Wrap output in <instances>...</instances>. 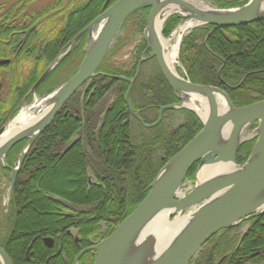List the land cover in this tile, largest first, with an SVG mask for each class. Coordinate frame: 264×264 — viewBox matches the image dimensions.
<instances>
[{
  "label": "trees",
  "instance_id": "1",
  "mask_svg": "<svg viewBox=\"0 0 264 264\" xmlns=\"http://www.w3.org/2000/svg\"><path fill=\"white\" fill-rule=\"evenodd\" d=\"M36 1L20 0L6 7L0 0V44L21 40L17 34L23 31V22L28 18L36 27L23 40L26 52L17 59L33 62L34 71L25 83L28 91L73 39L104 12L106 0H92L89 7V0H56L38 13H26ZM117 1L111 0L108 7ZM203 1H212L219 9L238 8L245 3ZM149 12V8L136 12L122 32L127 28L131 29L130 35L142 36ZM133 20L135 23L130 25ZM181 22V17H171L165 24L164 36L170 37ZM130 35L118 39L98 75L67 102L29 151L17 176L9 210L6 216L4 209L0 212V244L13 264H73L78 254L92 245L91 240L98 243L110 237L133 214L149 195L158 172L201 132L199 119L186 110L167 111L165 122L150 130L133 118L125 102L130 85L119 78L135 77L146 44L139 40L136 49L123 55L131 42ZM85 46L84 37L54 72L71 63L73 66L66 65L59 75L68 69H75V74L84 59ZM3 49L4 45L0 46V57H6ZM152 61L142 65L131 92L132 106L144 119L150 110L179 103ZM180 63L183 71H179L192 84L222 89L235 108L264 101V19L240 27L195 29L183 39ZM52 76L54 73L48 80ZM12 81L15 89L16 74ZM19 92L23 93L21 89ZM19 105L0 101V129L17 114ZM174 115L178 124L171 126ZM73 142L76 144L66 151ZM26 143L11 151L7 158L10 167L18 161ZM254 145L255 142L246 143L240 148L238 165L248 160ZM66 164L68 169L62 172L75 175L72 180L79 182L68 183L71 190L62 191L48 180ZM197 168L195 164L190 170L188 181H194ZM7 174L4 170L3 175ZM92 179L94 187L89 185ZM77 189L81 190L78 194L74 192ZM62 201L71 207H64ZM66 210L71 212L68 216ZM3 220H7L6 227ZM237 229L213 238L218 245L195 257L191 264H216L215 259L228 252L232 254L225 264L263 263L264 216L250 222L249 231L235 249L236 241L230 233ZM45 238L54 240L53 249L45 246ZM60 246L62 251L57 255ZM90 253L81 259L82 264L94 260Z\"/></svg>",
  "mask_w": 264,
  "mask_h": 264
},
{
  "label": "water",
  "instance_id": "2",
  "mask_svg": "<svg viewBox=\"0 0 264 264\" xmlns=\"http://www.w3.org/2000/svg\"><path fill=\"white\" fill-rule=\"evenodd\" d=\"M148 8L151 10L143 32L146 52L150 51L149 57L156 60L164 79L180 100V104L162 108L160 120L165 111L187 110L199 119L203 129L158 172L149 187V195L133 214L121 223L110 237L91 249L96 255L94 264H190L203 246L219 232L238 227L252 217L264 215V101L235 108L225 91L212 86L194 85L182 78L175 69L171 70L167 63L164 44L166 40L163 35L165 22L173 16L184 19V24L194 25L179 38L175 65H180V47L187 34L210 25L233 28L263 20L264 0H249L244 6L233 9H212L191 0H119L105 10L72 41L69 50L59 56L37 81L32 90L34 102L22 108L1 128L0 138L10 125L20 118L23 110L28 108L32 110L31 116L36 117L35 121L0 145V165L11 173V195L23 163L37 139L53 123L67 102L97 76L125 22L134 13ZM158 20L161 22V37L156 36L154 29ZM177 32L175 31L169 39L178 35ZM85 35H88L85 59L77 73L52 94L38 100L37 92L41 85ZM143 57L134 79H119L130 85L126 104L131 115L144 128L150 129L160 121L155 125H147L130 103L133 85L141 65L146 60L145 54ZM6 64H9V61H0V66ZM223 99L226 106L221 108ZM51 100L55 101L54 106L43 116V107L47 104L49 106ZM36 102L40 108L35 107ZM193 103H201L200 106L207 108L205 119L192 107ZM255 124L257 128L252 138H249L246 130ZM254 140L256 144L248 160L243 165H238L237 155L240 148ZM25 141L27 144L17 163L10 168L6 163L8 155L16 145ZM75 144L76 142H73L66 151ZM198 163L194 188L184 194L182 189L188 174ZM206 168L217 171L208 174L201 182L199 174ZM161 216H166L169 222L179 217H187V221L179 230L169 229L168 232L173 233L172 237H166L164 249L155 254L156 251L151 248L157 240L151 236L150 228ZM143 239H147V246L145 242L138 248L137 242ZM160 240L163 241L162 238ZM44 243L48 248H53L55 244L53 240H46ZM85 252L86 250L77 256L74 264H79ZM148 256L151 259H148ZM0 264H13L1 245Z\"/></svg>",
  "mask_w": 264,
  "mask_h": 264
},
{
  "label": "bare ground",
  "instance_id": "3",
  "mask_svg": "<svg viewBox=\"0 0 264 264\" xmlns=\"http://www.w3.org/2000/svg\"><path fill=\"white\" fill-rule=\"evenodd\" d=\"M91 1L92 0H89V2L86 4V7H89L90 5H92V4H90L91 3ZM110 1L111 0H106L105 1V4H104V11L105 10H107L109 7H108V5H109V3H110ZM119 1V0H118ZM117 1V2H118ZM203 1V0H202ZM233 1H235V0H233ZM108 2V3H107ZM247 2H249V0H247ZM107 3V4H106ZM116 3V2H115ZM114 3V4H115ZM239 8V7H238ZM231 9H233V8H231ZM171 18V17H170ZM169 18V19H170ZM168 19V20H169ZM167 20V21H168ZM167 21L165 22V24L167 23ZM185 20L184 19H182V23L184 24L185 22H184ZM165 24H164V27H165ZM181 24V23H180ZM179 24V25H180ZM178 25V26H179ZM178 26L176 27V29L174 30V31H177V28H178ZM194 25L193 24H191V23H186V24H184V25H182L181 26V28H180V30L177 32L178 33V37H177V39H178V41L177 42H179V38L181 37V35L183 36L184 35V33H186L187 31H190L189 30V28H191V27H193ZM164 27H163V34H164ZM205 27H208V26H205ZM209 27H216V26H209ZM160 28H161V22L158 20L157 21V23L155 24V27H154V29H155V34H156V36H158V37H161V33H160ZM200 28H203V27H200ZM216 28H223V27H216ZM197 29H199V28H197ZM194 31V30H193ZM134 32V31H133ZM189 33V32H188ZM122 33H119V35H118V37H117V39H116V42H115V44L113 45V47H112V49L110 50V52H109V54H108V56L110 55V53H111V51L113 50V48L115 47V45L117 44V41H118V39L122 36L121 35ZM190 34V33H189ZM130 35V34H129ZM128 35V36H129ZM131 36H133V35H130V37ZM142 36H143V34H142ZM164 44L166 45V44H168V41H164ZM72 46V42L70 43V45L67 47V49L65 50V51H63L59 56H61L62 54H64L65 52H67L68 50H69V48ZM177 45L176 46H174V47H172V50L169 52V54L168 55H166V57H167V63H168V65H169V67L171 68V70H173V68H174V66H175V63H176V61H177ZM76 49V46H74L73 48H72V50L68 53V55L63 59V60H61L60 61V63L57 65V67L55 68V70L60 66V64L61 63H63V61H65L66 60V58L74 51ZM83 52H84V54H85V49L83 50ZM58 56V57H59ZM108 56L106 57V59L108 58ZM57 57V58H58ZM57 58L54 60V61H56L57 60ZM84 59H85V55H84ZM83 59V60H84ZM106 59L104 60V62L106 61ZM53 61V62H54ZM52 62V63H53ZM83 62V61H82ZM104 62H103V64H104ZM75 64V63H74ZM82 64V63H81ZM102 64V65H103ZM51 65V64H50ZM101 65V66H102ZM72 67L73 66V64H68L67 65V67ZM101 68V67H100ZM54 70V71H55ZM69 70V69H68ZM45 72V71H44ZM44 72L41 74V76L44 74ZM41 76L39 77V79L41 78ZM73 77V76H72ZM71 77V78H72ZM70 78V79H71ZM38 79V80H39ZM69 79V80H70ZM69 80H65V83L66 82H68ZM86 88H84L83 90H85ZM133 89V88H132ZM132 92V91H131ZM125 102H126V97H125ZM54 103H55V101L54 100H51L50 101V104H49V106H48V104L47 105H45V107H43L44 108V110L42 111V115L43 116H46L50 111H51V109H52V107L54 106ZM130 103H131V94H130ZM131 106H132V103H131ZM226 106V104H225V101H224V99L222 100V105H221V108H224ZM35 107L36 108H40V107H38V102H36L35 103ZM133 107V106H132ZM164 107H166V106H162V107H160L159 108V110L161 111V109L162 108H164ZM192 107L199 113V115L203 118V119H205L206 117H207V108L203 105V106H199L198 105V103H193V105H192ZM134 109V108H133ZM134 111H135V109H134ZM31 112H32V110L30 109V108H28V109H25V110H23V112H22V114H21V116H20V118L16 121V122H14V123H12L11 125H10V127L6 130V133L3 135V137H1L0 138V145H2L6 140H8L9 138H11L14 134H16L17 132H19L21 129H23L24 127H26L28 124H30L31 122H33V121H35L36 120V117H32L31 115ZM136 112V111H135ZM61 113V112H60ZM59 113V114H60ZM137 113V112H136ZM164 113H166V111L164 112ZM163 113V114H164ZM58 114V115H59ZM138 114V113H137ZM140 115V114H139ZM141 117V116H140ZM142 118V117H141ZM56 119V118H55ZM142 120L146 123V121L142 118ZM160 121V122H159ZM159 122V123H158ZM165 122V119H164V117L162 116L161 117V120H160V117H158V119L157 120H155V121H153V124L152 125H155V124H157L158 123V125H156V126H154L153 128H156V127H159L160 125H162L163 123ZM147 124V123H146ZM148 125V124H147ZM1 130V129H0ZM44 133V132H43ZM42 133V134H43ZM19 144H21V143H19ZM18 144V145H19ZM17 146V145H16ZM15 146V147H16ZM14 147V148H15ZM13 148V149H14ZM67 150V149H66ZM22 152V151H21ZM20 155V154H19ZM19 158V157H18ZM7 171V176H4L3 175V171ZM217 171V169H213V168H206L205 170L203 169V171H201L200 172V174H199V180L202 182V180H204V178L206 177V176H208V174H211V173H213V171ZM3 171H2V175H3V180L5 179L6 181H8V185H9V190H8V193H7V190L5 189V187L4 186H2L1 184H3L4 183V181L3 182H0V212H1V210L2 209H4V212H7L9 209H8V207L6 206L5 207V202H7V201H10L11 202V198H10V175H11V173H10V170L9 169H3ZM77 179V178H76ZM17 180V179H16ZM68 183H75V184H77L79 181L78 180H72V178H70L69 179V181H67ZM96 183L93 181V179L92 180H89V185L90 186H96L95 185ZM90 188V187H89ZM13 192H14V189H13ZM74 192H76L77 194L78 193H80L81 192V190L80 189H77V191H74ZM12 195H13V193H12ZM12 195H11V197H12ZM10 198V199H9ZM62 205L64 206V207H66V208H70L71 206H70V204H68V203H66L65 201H62ZM66 212V214H67V216L71 213L70 212V210L68 211V210H66L65 211ZM187 217H179L178 219H176L175 221H173V222H169L168 221V218L166 217V216H161V217H159V218H157V220L156 221H154V223H153V225H152V227L150 228V231H151V236H153L154 237V239H156L157 240V242L155 243V245L153 246V248H151V249H154L155 251H156V253L155 254H159L158 252H161L163 249H164V247H165V245H166V243L164 242V239H166V237H169V238H171L172 237V232H168L169 231V229H173V230H179L180 229V226H183L184 225V223L187 221V219H186ZM257 217H252V218H250V219H248L247 221H244V222H242L241 223V225L243 224V223H248L249 225H250V222H252L253 220H255ZM164 224V225H163ZM161 225H163L162 227H161ZM231 230H233V229H228V230H223V231H221V232H219L216 236H217V238H221L227 231H231ZM233 233L234 232H231L230 233V236H232L233 235ZM160 235H162V236H160ZM164 236V237H163ZM215 236V237H216ZM215 237H213V238H215ZM163 239V241H161L160 239ZM212 238V239H213ZM232 238V237H231ZM46 240H53L52 238H45L44 239V242L46 241ZM146 241H147V239H146ZM146 241H144V239L143 240H139L137 243L139 244V247L138 248H140V246H141V244H144ZM53 242H54V240H53ZM240 242V241H239ZM55 243V242H54ZM45 244V243H44ZM240 244V243H239ZM239 244L237 245V246H235V249H237V247L239 246ZM96 245H98V244H96ZM96 245H94L93 247H95ZM146 246H147V242H146ZM92 246H91V248H89L88 250L87 249H84V250H82L80 253H82L83 251H85L86 250V252L82 255V258L84 257V255L89 251V252H91L92 253V255L93 256H95L96 257V255L94 254V251L93 250H91L92 248H93ZM149 247H150V245H149ZM62 249V248H61ZM79 253V254H80ZM78 254V255H79ZM155 256V255H154ZM154 256H153V258H154ZM148 259H151L150 258V256H148ZM76 260V259H75Z\"/></svg>",
  "mask_w": 264,
  "mask_h": 264
},
{
  "label": "flooded vegetation",
  "instance_id": "4",
  "mask_svg": "<svg viewBox=\"0 0 264 264\" xmlns=\"http://www.w3.org/2000/svg\"><path fill=\"white\" fill-rule=\"evenodd\" d=\"M107 4V3H106ZM105 7V6H104ZM32 23V20H30L29 18L23 22V31L19 32L17 35L19 36V38H21V40H19L18 42L16 43H9V44H0V46L4 45V49L3 51L6 53L5 56L6 57H0V61H9V64H6V65H2L0 66V101L2 102H7L9 104V106L11 105H16V104H22L23 102H29V99L30 97H33L32 95V89L34 86H32L30 88V90L28 91V88L25 90V83H27L26 81L29 79V77L31 76L32 72L34 71L32 68V70L30 71V73L26 74L25 76L22 77L23 75V69H24V65L25 64H29V63H32V61H28V60H21L20 62H17V59H18V56L21 55L23 52H26L25 50V47H26V44L23 43V40L26 38V37H30L31 33L35 30V26L34 25H31ZM135 23V20L131 21L130 22V25H133ZM41 28V27H40ZM143 40V36H141V39L140 41ZM144 41V40H143ZM138 44V43H137ZM133 45V43L131 44V48H130V51L131 50H134L136 49V45ZM145 53V51L143 52V54ZM142 54V55H143ZM157 70H159V67L157 66L156 67ZM41 69V67H40ZM160 71V70H159ZM140 72H141V69H140ZM137 73V72H136ZM161 73V72H160ZM17 75L18 76V81H17V87H15V89L12 88V78L14 75ZM140 75V73H139ZM162 75V74H161ZM45 84V83H44ZM43 84V86H44ZM42 86V87H43ZM41 87V88H42ZM7 88V89H6ZM19 89H21L23 91L22 94H20L21 92H19ZM28 91V92H27ZM49 91V90H48ZM6 94V97L4 98L3 94ZM176 96V95H175ZM22 97V100L19 102V98ZM177 97V96H176ZM178 99V98H177ZM31 101V100H30ZM174 105V104H173ZM138 115L140 114L139 112H137ZM149 117H146L144 120L146 121V123L148 125H152L153 124V121L157 120L158 117H160V110L158 109V111H149ZM67 115V114H66ZM141 116V115H139ZM142 117V116H141ZM163 117L164 119H166V116H165V113L163 114ZM172 124L174 126H176L178 123H177V116H173L170 118V125L172 126ZM150 129H153V128H150ZM150 129H147V130H150ZM1 168H0V182H3V184H1L2 186L6 187L7 185V182L5 179L3 180V175H2V172H1ZM7 190V193H8V190H9V185L7 186V188H5ZM11 195V194H10ZM10 199V198H9ZM7 207L10 206V201H8V204L6 205ZM264 216V215H263ZM249 227L250 225L248 223H243L241 226H240V229H238L237 231H235L233 233V235L231 236L232 239H234L236 241V244L238 245L239 244V241L241 240V236L242 234L244 233V229L246 230V233L247 231L249 230ZM245 233V234H246ZM77 241V240H76ZM78 242V241H77ZM92 245V247L94 245L97 244V242H94L93 240H91L90 242ZM100 243V242H98ZM218 245L217 242H213L212 239L211 241H209V243H207L201 250V252L196 256L198 257L200 254L204 253L205 251H211L212 248H215L216 246ZM236 245V246H237ZM55 246V244H54ZM91 246L89 248H91ZM209 247V248H208ZM89 248H86L87 250ZM61 246H60V249L58 250V254L57 255H60L61 254ZM89 252V251H88ZM87 252V253H88ZM86 253V254H87ZM85 254V255H86ZM232 254V252H228L226 254H224L222 256V258H220L218 260V263L217 264H225V261L230 257V255ZM84 255V256H85ZM90 256H92V258H94V260L90 261V260H85V263L84 264H94L95 262V256L92 255V253H90ZM82 259V258H81ZM81 261V260H80ZM75 262V260H74ZM73 262V264H74ZM236 263H239V261H237ZM79 264H82L81 262H79ZM264 264V263H263Z\"/></svg>",
  "mask_w": 264,
  "mask_h": 264
},
{
  "label": "rangeland",
  "instance_id": "5",
  "mask_svg": "<svg viewBox=\"0 0 264 264\" xmlns=\"http://www.w3.org/2000/svg\"><path fill=\"white\" fill-rule=\"evenodd\" d=\"M20 0H4V2L2 3L3 5H5L6 7H10V6H12V5H14V4H16V3H18ZM56 0H38V1H36V2H34L32 5H30L29 7H28V9H27V12L26 13H30V12H35V13H38V12H40V11H42L45 7H47V6H50V5H53L54 4V2H55ZM192 2H195V3H197V4H201V5H204V6H206V7H208V8H212V9H214V8H217L214 4H213V2L212 1H202V0H191ZM57 25H58V23H57ZM56 25V26H57ZM182 25H184L182 22H181V24L178 26V28H177V31H179V29L181 28V26ZM56 26L54 27V28H56ZM122 34L121 35H125V34H127V36L131 33V29H125V31H123V32H121ZM164 35V34H163ZM177 35H175L174 36V38L173 39H169V38H167V37H165L164 36V39L166 40V41H168V44H166L165 45V53H166V55H168L169 54V52L172 50V47H174V46H176V45H178V39H177ZM141 39V35H139V34H135L134 36H131V42H130V44H129V47H128V49L127 50H125L124 51V53H123V55H128V53H129V51H130V46H131V44L133 43V45H135V43L137 44L138 42H139V40ZM180 59V58H179ZM153 62V61H152ZM155 62V61H154ZM154 62H153V64H154ZM156 63V62H155ZM181 64V63H180ZM67 65V63L63 66V67H65ZM24 69L22 70L23 71V75H22V77L23 76H25L26 74H28V73H30V71L32 70V68H34V65H33V62L32 63H29V64H25L24 66ZM62 67V68H63ZM62 68L61 69H59L58 71H56V72H54V76H52L49 80H48V82L45 84V86H44V89L42 90V93H41V96H47L48 95V90H50V89H57L58 87H61L63 84H65V80L67 81V80H69L72 76H74V71H75V69H69L67 72L66 71H64L62 74H60L59 75V73H60V71L62 70ZM147 68H150V67H147ZM48 69V68H47ZM46 69V70H47ZM173 69H175V71L180 75V76H182L180 73V71H179V69H181V67H180V65L179 64H177V65H175V67L173 68ZM34 70V69H33ZM45 70V71H46ZM147 76H148V74H149V72H146L145 73ZM34 86H35V84H34ZM7 89V88H6ZM52 89V90H53ZM1 96H3L4 98L6 97V94L4 93L3 95H1ZM35 98V97H34ZM33 98V99H34ZM33 99L31 100V101H29V102H23L21 105H19V109L20 108H22V107H27L32 101H33ZM201 105V103L199 104V106ZM201 107V106H200ZM21 110V109H20ZM15 116V115H14ZM177 116V115H176ZM180 118H182L183 116H181V115H178ZM256 128L255 127H248V129L246 130V135H248L249 136V138H252V136H253V134H254V130H255ZM138 137H140L139 136V134H138ZM59 169H56L55 171H57L56 173H55V176L54 177H51V179L50 180H48V182H50L51 184H55L56 186H57V189H60V190H62V191H67V190H71L69 187H67V184H68V182L67 181H69V179L70 178H72V176H75V175H73V174H71V173H69L68 171V173H63L62 172V170H64L65 168L66 169H68V164H66L65 166H64V168L62 169V168H60V167H58ZM61 170V171H60ZM56 181V182H55ZM53 184V185H54ZM194 185H195V179H194V181H187L186 183H185V185H184V187H183V190H182V192L184 193V194H187L188 192H190L191 190H193V188H194ZM7 186H8V182H7V185H6V187L5 188H7ZM55 186V187H56ZM8 204V201L7 202H5V207H6V205ZM37 213L39 214V212L37 211ZM45 213H46V211H45ZM4 214V216H6V212H4L3 213ZM4 222H3V226L4 227H6L7 226V220H3ZM240 226H241V224L238 226V227H236V228H238V229H240ZM237 229V230H238ZM248 229V228H247ZM246 229V230H247ZM249 229H250V227H249ZM246 230L244 229V233L242 234V235H244V237H245V235L247 234L246 233ZM249 231V230H248ZM247 231V232H248ZM246 233V234H245ZM46 246V245H45ZM47 247V246H46ZM55 246H53V248H54ZM48 248V247H47ZM53 248H49V249H53ZM209 248V247H208ZM213 257H215V255L213 256ZM221 258H222V256H221ZM218 260V259H217ZM216 259H215V263L217 264L218 263V261H217ZM264 263V262H263ZM263 263H260V264H263Z\"/></svg>",
  "mask_w": 264,
  "mask_h": 264
}]
</instances>
